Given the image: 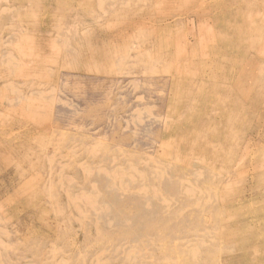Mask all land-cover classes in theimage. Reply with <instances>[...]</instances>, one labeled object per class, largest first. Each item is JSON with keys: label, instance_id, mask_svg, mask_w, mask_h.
Here are the masks:
<instances>
[{"label": "rangeland", "instance_id": "1", "mask_svg": "<svg viewBox=\"0 0 264 264\" xmlns=\"http://www.w3.org/2000/svg\"><path fill=\"white\" fill-rule=\"evenodd\" d=\"M256 82L264 0H0V264H264Z\"/></svg>", "mask_w": 264, "mask_h": 264}, {"label": "bare ground", "instance_id": "2", "mask_svg": "<svg viewBox=\"0 0 264 264\" xmlns=\"http://www.w3.org/2000/svg\"><path fill=\"white\" fill-rule=\"evenodd\" d=\"M217 38V37H216ZM228 39V38H227ZM225 41V40H224ZM223 41V42H224ZM235 41V40H234ZM231 42V41H230ZM237 42V41H236ZM240 66V65H239ZM260 82V81H259ZM259 86L258 82H256V85L252 87V93H251V97H250V109H251V119H248L250 120V126H249V130L252 132V136L253 134L254 135H257L258 134V131H261L262 128L264 130V113L260 110L259 108V105H260V99L263 98V91L262 93H260L257 89V87ZM264 89V85L261 86V88L259 89ZM263 101V100H262ZM261 101V102H262ZM264 106V105H263ZM249 110V109H248ZM259 111V113H258ZM249 114V113H248ZM249 133V132H248ZM247 134V133H246ZM251 134V133H250ZM262 134V133H261ZM264 135V134H263ZM259 137V135H258ZM248 138V137H247ZM250 140V139H249ZM257 140V139H256ZM259 140V139H258ZM249 142V141H248ZM247 142V143H248ZM258 141H256L257 143ZM246 143V144H247ZM250 143H252V145H256L255 141H254V138H251V141ZM260 143V142H259ZM262 145V144H261ZM257 146V145H256ZM255 146V148H256ZM264 147V146H263ZM248 148V147H247ZM255 148L253 150H255ZM249 149V148H248ZM246 160V159H245ZM247 161V160H246ZM251 161H252V164H253V170L256 171V170H259L258 168H260L261 170V174L260 176H264V162L259 166L257 167L255 162H256V152L255 151H252V155H251ZM248 165V164H247ZM249 168V167H248ZM255 173V172H254ZM250 174V172H249ZM256 174V173H255ZM243 176V175H242ZM255 176V175H254ZM239 178V176H238ZM240 179V178H239ZM258 181V180H256ZM262 183V182H261ZM260 183V184H261ZM263 184V183H262ZM259 185V183H258ZM253 187V186H252ZM260 189V188H259ZM262 190V189H261ZM255 191V190H254ZM259 192V191H258ZM254 195V194H253ZM263 197V195H262ZM261 208V207H259Z\"/></svg>", "mask_w": 264, "mask_h": 264}]
</instances>
